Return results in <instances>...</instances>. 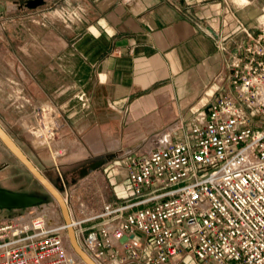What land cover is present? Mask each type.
Masks as SVG:
<instances>
[{
  "label": "crops",
  "instance_id": "crops-1",
  "mask_svg": "<svg viewBox=\"0 0 264 264\" xmlns=\"http://www.w3.org/2000/svg\"><path fill=\"white\" fill-rule=\"evenodd\" d=\"M25 1L0 0V105L61 107L58 146L77 162L136 148L177 122L186 131L220 95L245 29L255 27L231 0H45L20 9ZM113 161L65 186L73 213L130 196Z\"/></svg>",
  "mask_w": 264,
  "mask_h": 264
},
{
  "label": "built area",
  "instance_id": "built-area-1",
  "mask_svg": "<svg viewBox=\"0 0 264 264\" xmlns=\"http://www.w3.org/2000/svg\"><path fill=\"white\" fill-rule=\"evenodd\" d=\"M245 31L229 81L186 131L177 122L116 155L126 200L73 213L64 195L76 239L97 264H173L186 256L264 264V26ZM60 111L50 101L35 104L29 115L40 124L29 128L55 142ZM19 211L0 217V264H85L61 211L47 203Z\"/></svg>",
  "mask_w": 264,
  "mask_h": 264
},
{
  "label": "rangeland",
  "instance_id": "rangeland-1",
  "mask_svg": "<svg viewBox=\"0 0 264 264\" xmlns=\"http://www.w3.org/2000/svg\"><path fill=\"white\" fill-rule=\"evenodd\" d=\"M235 8L240 12L241 9L249 10L250 32L255 33L258 29L264 26V0H231ZM34 101L29 103L0 105V126L10 136L14 143L23 151V153L46 175L57 188L63 187V195L65 194V183L67 180L72 184L73 180H81L79 167L90 159H94V155H85V161H75L71 154H68L65 149L58 146V140L51 143L50 138L42 132V135H36V127L40 123L35 116H30L33 113ZM60 122L64 125L62 116ZM42 125V124H41ZM40 125V126H41ZM29 126L32 127L29 128ZM63 129V128H62ZM62 133V131H61ZM38 134V133H37ZM47 143V144H45ZM116 161H113V165ZM58 168L59 177L56 179V169ZM114 168V166H113ZM112 168H109L110 170ZM91 171L89 177L93 174ZM100 176L103 177L102 172ZM97 175V174H95ZM63 180V181H62ZM65 180V181H64ZM0 188L28 193L29 195H37L45 197L44 203L49 204L57 211H61L58 203L53 199L50 192L34 178L27 168L2 144L0 141ZM19 210H6L5 214L0 210L1 215H17ZM62 214V213H61ZM4 217V216H3ZM63 218V216H62Z\"/></svg>",
  "mask_w": 264,
  "mask_h": 264
},
{
  "label": "water",
  "instance_id": "water-1",
  "mask_svg": "<svg viewBox=\"0 0 264 264\" xmlns=\"http://www.w3.org/2000/svg\"><path fill=\"white\" fill-rule=\"evenodd\" d=\"M46 4L45 0H26L19 5L20 9H38ZM6 11V7L0 5V14ZM213 32V31H212ZM0 141L2 144L27 168V170L38 180L51 194L58 203L63 219L68 225V235L71 245L76 254L85 262V264H97L93 261L79 245L74 230L71 227V214L67 201L63 195V187L57 188L56 185L23 153V151L14 143L10 136L0 126ZM116 158L115 154L97 157L96 164L92 166L93 170L102 168L108 162ZM85 176V173L82 175ZM61 180V178H60ZM65 183L64 185H68ZM46 201L45 197L29 195L28 193L14 192L0 188V210H23L29 207L37 206ZM126 238L123 239V242Z\"/></svg>",
  "mask_w": 264,
  "mask_h": 264
},
{
  "label": "flooded vegetation",
  "instance_id": "flooded-vegetation-1",
  "mask_svg": "<svg viewBox=\"0 0 264 264\" xmlns=\"http://www.w3.org/2000/svg\"><path fill=\"white\" fill-rule=\"evenodd\" d=\"M96 164V161L95 160H88L86 161L85 163H83L80 167H79V173H80V176H82L84 173H85V176L88 175L91 171H94L92 169V166ZM63 181V180H62ZM65 181V180H64ZM76 180H73L72 182H74ZM66 182L69 183V181L67 180Z\"/></svg>",
  "mask_w": 264,
  "mask_h": 264
},
{
  "label": "bare ground",
  "instance_id": "bare-ground-1",
  "mask_svg": "<svg viewBox=\"0 0 264 264\" xmlns=\"http://www.w3.org/2000/svg\"><path fill=\"white\" fill-rule=\"evenodd\" d=\"M51 141V140H50ZM45 144H47V143H45ZM4 211H6V210H4Z\"/></svg>",
  "mask_w": 264,
  "mask_h": 264
}]
</instances>
